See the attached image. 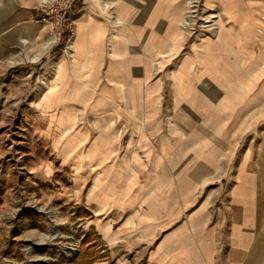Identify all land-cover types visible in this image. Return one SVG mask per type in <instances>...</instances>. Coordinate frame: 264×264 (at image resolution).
Segmentation results:
<instances>
[{
    "label": "crops",
    "instance_id": "obj_1",
    "mask_svg": "<svg viewBox=\"0 0 264 264\" xmlns=\"http://www.w3.org/2000/svg\"><path fill=\"white\" fill-rule=\"evenodd\" d=\"M78 2L70 49L53 54L56 37L38 19L40 0H0V126L10 130L13 117L26 110L34 131L85 154L72 196L93 211L87 226L111 247L116 264H264V160L258 170L243 157L230 202L213 219L205 204L191 206L190 173L180 172L174 187L175 177L158 172L154 158L137 161L153 166L134 174L108 166L115 158L111 149L120 146L119 127L139 110L131 101L154 99L160 89L153 81L142 92L151 59L182 45L186 1ZM209 2L225 6L234 18L264 16V0ZM225 52L211 45L205 69L224 66ZM181 76L180 89L171 77L177 95L184 91ZM215 76L213 83L221 80ZM65 131L76 132L74 141H67Z\"/></svg>",
    "mask_w": 264,
    "mask_h": 264
},
{
    "label": "rangeland",
    "instance_id": "obj_2",
    "mask_svg": "<svg viewBox=\"0 0 264 264\" xmlns=\"http://www.w3.org/2000/svg\"><path fill=\"white\" fill-rule=\"evenodd\" d=\"M185 1L182 45L151 59L142 92L153 81L160 89L154 99L131 101L138 102L139 112L119 127L120 146L111 149L115 158L108 166L134 174L153 166L137 161L154 158L158 172L175 177L174 187L181 183L180 172L190 173L195 177L189 180L191 206L205 204L213 219L215 210L230 202L243 157L258 170L263 165L264 16L234 18L209 0ZM50 25L56 46L62 44L59 51L68 53L67 39ZM211 45L226 51L220 59L224 66L205 69ZM216 73L221 80L213 83ZM181 75L184 91L177 95L171 77L180 89ZM154 106L157 111H151ZM19 112L10 130L0 126V264H116L111 247L87 226L93 211L72 196L85 154L76 155L66 142L55 145L53 135L27 125L32 115ZM68 132L62 134L74 141L76 132Z\"/></svg>",
    "mask_w": 264,
    "mask_h": 264
},
{
    "label": "built area",
    "instance_id": "obj_3",
    "mask_svg": "<svg viewBox=\"0 0 264 264\" xmlns=\"http://www.w3.org/2000/svg\"><path fill=\"white\" fill-rule=\"evenodd\" d=\"M76 0H48L38 7L39 21L55 26L59 38L71 41L75 30V16L78 13Z\"/></svg>",
    "mask_w": 264,
    "mask_h": 264
},
{
    "label": "trees",
    "instance_id": "obj_4",
    "mask_svg": "<svg viewBox=\"0 0 264 264\" xmlns=\"http://www.w3.org/2000/svg\"><path fill=\"white\" fill-rule=\"evenodd\" d=\"M61 49H62V44H60V45L54 47V48L52 49V53H55V52H57V51H59V50H61Z\"/></svg>",
    "mask_w": 264,
    "mask_h": 264
},
{
    "label": "bare ground",
    "instance_id": "obj_5",
    "mask_svg": "<svg viewBox=\"0 0 264 264\" xmlns=\"http://www.w3.org/2000/svg\"><path fill=\"white\" fill-rule=\"evenodd\" d=\"M43 1H45V0H43ZM72 39H73V37H72ZM72 39H71V41L69 42V47H70V45H71V43H72Z\"/></svg>",
    "mask_w": 264,
    "mask_h": 264
}]
</instances>
